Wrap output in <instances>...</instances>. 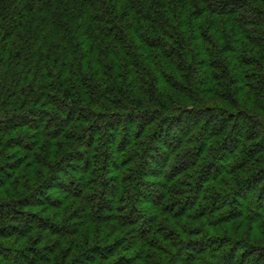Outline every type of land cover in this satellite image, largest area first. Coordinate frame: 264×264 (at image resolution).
Returning <instances> with one entry per match:
<instances>
[{
	"label": "trees",
	"instance_id": "trees-1",
	"mask_svg": "<svg viewBox=\"0 0 264 264\" xmlns=\"http://www.w3.org/2000/svg\"><path fill=\"white\" fill-rule=\"evenodd\" d=\"M0 264H264V0H0Z\"/></svg>",
	"mask_w": 264,
	"mask_h": 264
}]
</instances>
